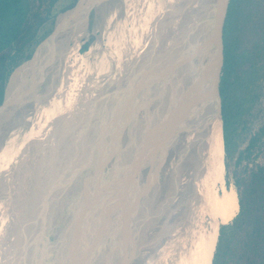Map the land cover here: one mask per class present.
Wrapping results in <instances>:
<instances>
[{"label": "bare ground", "instance_id": "obj_1", "mask_svg": "<svg viewBox=\"0 0 264 264\" xmlns=\"http://www.w3.org/2000/svg\"><path fill=\"white\" fill-rule=\"evenodd\" d=\"M214 1L215 0H105L104 4L102 3L98 6V15L99 23L102 24L104 22V25L108 24V27L106 28L109 29V31L106 32L108 33L109 38V42L106 44L108 48L104 51L103 47H101V41L94 44L91 47V50L85 54L88 59L90 58L88 61L89 64L86 68L83 70L81 69L79 72V65L82 58H80L76 52V47L77 45H80L79 41L81 35H78L73 39L71 43L72 46L69 48L65 45V38H61L45 50L43 54L44 57L40 61L43 77L41 79V89L39 88V94L33 98L32 105L26 107L28 108L25 110L26 112L24 111L22 113L20 111L15 114V119L12 118L11 122L9 121L10 123L5 129L1 130L2 126L0 128V178L4 173L5 166L8 164L9 156L12 154L8 148V144L11 142L13 133L16 131L15 129L18 128L21 122L22 133L25 135L26 130H28L27 125L29 126L30 123L25 121L23 124L22 121H29L28 117L35 116L36 112H40V116H44V122L41 121L43 123L41 127L38 126V129L41 130L45 127V134H49L53 130L55 123L50 122L49 124V121H46V117L53 112L52 109L59 104L60 106H63V108H65V106L69 107L70 114L73 117L75 114L74 112L85 103V100L90 101L91 96H94L91 101L95 105V109L99 110L100 114H102L105 113L108 106L115 103L114 101L118 97L115 96V89H120L122 94L120 92L121 96L119 97H121L120 99L122 102L118 101V99L117 101L123 103V107L120 109L124 112L130 111L128 108L129 105H131V90H134L140 96L138 103L144 99L142 104H147L146 109L148 107V111L146 113L143 112V114L138 117L137 121H135L139 124L134 126V129L131 128L129 131L125 129V134L122 130L123 128H120L122 133L125 134L123 135L119 131V135L122 134V136H119L117 132H115L120 138L118 139V142L116 140L112 148L110 147L111 149L109 151L105 152V154L101 151L104 155L99 157V159L92 161L90 164L86 162L88 163L86 165L87 169L83 167V171H81L79 175L78 172H75L78 175L75 178V174H71V177L73 178L70 177V180L75 184L73 185L75 188L73 191L72 188L71 190L69 188L67 189L70 190V193L68 191L70 195L72 193L69 200H74V213L71 216L73 221L70 220L71 223L68 226L69 228H72L69 230V235H64V238L58 243L49 247L48 255H44L47 262L46 264H71L73 257L78 253L85 249L91 250L92 247L102 240L106 231L108 232L107 227L110 222L109 217L114 212L115 206L119 201L121 202V200L125 198L123 197V194L126 193V188L132 184L129 182L131 180L130 172L132 170L130 163L139 155V153L140 155L143 154L142 151L145 153V147H147L146 145L151 141L150 138H152L153 142V139L161 133L165 137L164 147L162 148V164L166 170V188L160 201V210L162 213L161 230L157 239H155L152 228L155 223V214L157 211V196L155 194L154 186L153 189L148 187L150 191H147V196L146 193L144 196H140V200L145 199L143 200L144 204L146 202V205L142 207L144 211H139L141 208L137 210L135 222L140 220L141 214L146 213L148 209L153 210L151 211L152 213L147 215L148 218H144L143 221L139 222V224L141 223L140 226L138 224L136 228H134L135 243L132 246V256L129 261H127L129 264L138 263L137 261H141L147 256V254L150 255L151 253L152 263L149 261L150 264H205L203 259L204 225L212 224L222 218H229L232 212L238 207V194L236 188L234 185H228L226 182L223 121L219 110L216 108L215 101L212 99V94L205 91L207 85H205L203 75L204 61L200 58L202 56V51H200V49L198 50L199 42L203 38L204 23L207 21L208 15L212 11ZM107 7L109 9L111 7L112 11L109 10V12ZM127 22L131 23V27L127 28L124 26V28L121 29V26H119L120 23ZM77 26H79V24ZM118 27H120L121 30L119 33ZM116 37L122 39L120 42L121 45H125L124 51L119 50L121 46L118 47L117 43H119V41L117 42L114 39ZM188 44L189 54H193L195 60H187L182 63L179 67L180 69H178L179 73L177 74L176 79H170L172 76H169L162 71H169L171 68H174V63L169 64L173 52H177L178 49ZM116 57L118 58L117 60ZM165 62L168 63L162 68L161 66ZM61 64L63 68L61 67ZM117 64H119L117 73L114 77H109L112 72H115ZM61 69L63 70L61 71ZM168 73L175 74L173 71ZM103 77H109L110 79L105 78V81L103 79L100 80V78ZM102 82H104L105 86L102 85ZM17 83L19 84L20 82L17 81ZM150 93H152V96H149ZM116 104L114 105L116 106ZM171 107L173 109H171ZM35 108H37L36 111H34ZM121 110H119V112ZM172 110L175 112L173 114L176 115V117L173 116L175 117L176 122H174L175 124L172 123L173 126L171 133V127L168 128L169 126H164L156 120L157 118L168 117L166 113L171 116ZM33 111L34 113H32ZM136 112L137 111H135V113ZM111 121L112 120L109 122ZM131 122L133 123V121ZM155 123L159 127L157 133L153 129V124L155 125ZM178 124L182 125V132L175 142H171L173 140L175 128ZM115 127L118 126L116 125ZM127 129H129V127ZM6 130H10L11 132L6 135ZM35 131L37 130L35 129ZM100 134L97 135L99 136ZM86 136L84 135V138ZM91 136L92 138H95V135ZM62 140L63 138H60L52 144L50 148L51 150L49 149L45 155L50 152V155H56L59 151L63 150H60V148L65 145V148L69 146V149H67L68 151L73 150L75 153L74 157L78 161V158L81 157L76 156L77 152H75V150L77 146L74 145L73 147L69 142L70 145L68 146L66 142L62 145ZM112 140L114 141V139ZM76 141L77 138L74 142L76 143ZM103 142L105 143V141ZM33 145L35 144L33 143ZM106 146H108V144ZM78 147H83L85 149L86 144L84 146L83 144H79ZM96 147L98 148V146ZM90 149L92 150V148ZM90 149H88V151ZM154 156H156V154ZM53 157L54 156L51 158ZM74 157L70 156L68 159L71 161V158ZM92 158L94 159V156ZM27 159L29 158L27 157ZM37 159L36 161H38ZM61 159L59 160L61 161ZM68 159L63 162L64 168L67 167L66 169H68V166L71 163ZM90 159L87 158V160ZM39 160L42 159L39 158ZM57 160L55 161L57 162ZM77 161L75 163H77ZM79 161L81 162V160ZM48 162L50 164V161ZM78 164L76 165L78 166ZM70 165H72V163ZM24 166H26L27 169L29 163H25ZM45 167L46 168L45 170L43 169V172L48 174L44 175L46 177L48 176L49 180H51L50 175L55 171H57V174L55 173V175L61 174V176L67 171L65 169L66 171L63 170L64 172L59 173V169H56L59 165L55 167L49 165L48 167H53L51 169H48L47 166ZM73 167L75 168L76 166L73 165ZM22 170L23 166H20L15 172H21ZM74 171L75 170L72 172ZM84 171L86 173H84ZM43 172H41V174ZM10 173H12V171ZM25 173L26 171L24 174ZM16 175L17 174L14 176L16 177ZM67 176L68 174L66 177ZM13 177L12 181L14 180ZM42 177L46 178L44 176ZM92 177L94 179L91 182ZM63 178L64 177H62L61 180ZM18 179L20 180L21 178H17V180ZM56 179L57 178L54 176L53 180ZM65 179L64 181H66ZM37 180L39 181V179ZM49 180H46L47 183ZM59 182L57 183L59 184ZM68 182H70L69 179L64 183ZM43 183L44 181L42 184ZM91 184L92 186L87 190L86 187L89 186L86 185ZM39 185L41 184L39 183ZM143 185L145 184L143 183ZM29 187L30 184L28 185V188ZM43 188L40 191H43ZM49 188L50 187H47V189ZM52 188L54 187H51V189ZM61 188L63 189V187H60V189ZM136 188L139 189L138 186ZM32 189L31 186L30 190ZM131 189L132 186L130 187V190ZM0 192L2 193V190ZM53 192L54 193L50 194L46 193V197H44V199L42 198L43 200L40 201L39 204L36 202L31 205V194H25L24 196V198L30 199L29 203L27 202L29 205L24 204L26 201H23L24 203L21 202L25 206L17 204L16 201L12 200L9 202L11 206L6 207L5 203H1L3 205H0V217H2L3 213V217L5 216V209L12 210L15 205H19L20 209L16 210L17 212L13 211L11 224L8 225L7 229L3 230V232L0 231V264L41 263V260L39 259V261L38 257L41 256L42 253H33L31 252L30 247H26L28 245L36 246L40 242V239L38 240L40 233L34 238H28L29 240L25 237L28 232L27 227L32 226L33 229V227L39 225H36L39 220L43 221V218H41L40 215L42 213L40 212H44L46 215L44 216L43 214L46 218L43 222H47L52 217L53 219L55 218L56 210L44 206V208H40L41 211L39 212L36 208L41 206V202L49 203L52 200L55 201L57 198L55 189H53ZM137 194L139 195V193ZM14 195L17 196L18 192ZM59 196L61 197V195ZM121 196L122 199H120ZM11 197L13 196L11 195ZM38 197L40 198V196ZM136 197L138 196L136 195ZM140 200L137 204V208L140 207ZM131 206H133V204ZM65 210H67L65 206H63V208L59 207V214H62ZM31 213L33 214L32 220L35 218L36 223L28 225L30 223L28 217H30ZM125 214L134 216L133 210L131 211L130 208ZM17 219L20 220V222H17ZM43 222H40V224H43ZM24 225L26 228H23ZM16 227H18L17 230ZM1 228L3 227H0V229ZM19 230L21 231L18 233V236L13 238ZM49 234H51V232H49ZM54 235L55 234L51 235L52 238H54L53 242L57 239ZM68 237H70V239H68ZM13 239H16L17 242L20 243H18L20 246H12L17 243L16 240ZM24 239H26L25 242H23ZM65 240L66 242L63 243ZM109 243L110 242H108V244ZM144 243H148V245ZM136 246H138V248ZM147 246H150V248ZM135 247L137 248V251L134 250ZM75 250H77V252H74ZM25 254L27 258L24 257ZM49 259H51L50 262L48 261ZM142 263L144 262L142 261Z\"/></svg>", "mask_w": 264, "mask_h": 264}, {"label": "rangeland", "instance_id": "obj_2", "mask_svg": "<svg viewBox=\"0 0 264 264\" xmlns=\"http://www.w3.org/2000/svg\"><path fill=\"white\" fill-rule=\"evenodd\" d=\"M69 1L70 0H59L58 1L57 5H56V11H57L56 18H57V16H59L63 12L62 9L69 3ZM132 1H134V0H132ZM109 10L112 11L111 7H110V9L108 8V11ZM98 14H99L98 8L97 9H92L90 11L87 31L81 37V40L79 41L80 45L79 46L77 45V47H76V52L78 53L80 58H82L81 62H80V65H79V72L81 71V69L83 70L84 68H86L88 66V64H89L88 61L90 60V58L88 59L85 56V54L88 53L91 50V47L94 44H96L97 42L101 41L102 42L101 47H103V50L105 51V49L108 48V46L106 45L109 42L108 33H106V32L109 31V29H106L108 27V24L104 25V22L102 24L99 23V15ZM56 18H55V20H56ZM119 26H121V29L124 28V26H126L127 28H130L131 27V23H128V22L127 23H122V24L120 23ZM53 27H54V24H53ZM53 27H52V29H53ZM119 32H121L120 27H118V33ZM114 39L117 42L119 41V43H117L118 47H120V46L122 47V48L120 47L119 50L120 51L121 50L124 51L125 45H121V42H120V40H122V39L121 38L119 39L118 37H116ZM85 45H87V46L85 47ZM71 46H72V44H71ZM117 59L118 58L116 57V60ZM61 67H62V64H61ZM118 69H119V64H117L115 72H112L109 77H111V78L114 77V75L117 73ZM62 70L63 69H61V71ZM109 77H103V78H100V80H102V79L104 80L105 78L108 79ZM20 80L21 79H18V82H20ZM59 81H60V79H59ZM19 84L17 85V87L19 86ZM102 85L105 86L104 82H102ZM40 89L35 93V96L37 94H39ZM132 89H134V88H132ZM105 92H106V90H105ZM120 92H121L120 89H115V96L116 97L117 96L118 97L121 96L122 92H121V94H120ZM130 94H131V99H130V104L131 105H129L130 109L128 108V110H130V111H128V112H124L123 110L120 109V108L123 107V103H120V102H122L121 99H120L121 97H119V98L117 97L118 101H120V102H118L117 99H116L114 101L115 103H113L110 106H108V108L105 110V113L100 114V111L95 109V105L92 104L93 102L91 100L94 98V96L93 97L91 96V100L90 101L89 100L88 101L85 100V103H83L81 105V107H79L74 112L75 114L73 113L74 114L73 117L70 114V108L69 107L65 106V108H63V106H60V104L56 105L52 109L53 112L48 114L47 117H46V119H47L46 121L47 122L49 121V124H50V122L51 123H53V122L55 123V126H54L53 130L49 134L48 133L45 134V132H44V128L45 127L42 128L41 130L38 129L39 127H41L42 123L44 122V116H40L41 115L40 112H36L35 113L36 115L33 114L35 116L28 117L29 121L28 120L22 121L23 124H24L25 121L30 123L29 126L27 125L28 130H26L25 135L22 133L21 122H20L18 128L15 129L16 131H14V133H13L11 142L8 144L9 145L8 148L10 149L12 154L9 156L8 164L5 166V170H4V173H3L4 175L2 174L1 178H0V191L2 190V193L0 192V205H3L1 203H5L6 207L7 206H11L9 202H11V200H12V201H16L17 204H21V205L25 206L24 204H28L29 200H30V199L24 198L25 194H29V195L31 194L32 195L31 201H30L31 205L36 203V202H37V204H39L40 201H42L44 199V197H46L45 196L46 193L47 194L54 193L53 189H55L56 194H57V198H56L55 201L52 200L49 203L47 202L48 204L46 202H41V204H40L41 206L40 207H36L37 211L39 210V212L41 211L40 208H44V206L47 207V208H52L53 210H56V215H55V218H54L55 220L52 217L47 222H43V221H45L44 219H46L44 217V216H46L44 214V212H40V213H42L40 215H41V218H43V221L42 220L38 221V219H37V221H38L37 223L35 221V218H34V220H32V217H33L32 213L30 214V217H28V219L30 220V223L28 225H30L31 223L32 224L36 223V225L39 224L38 226L33 227V229H32V226L27 227V231L28 232H27V235L25 237L27 239L30 238V237L34 238L38 233H40V236L38 237V240L40 239V242L36 246H32V245L26 246V247H30L31 252H33V253H36V252L37 253H42V255L38 257V260L40 259L41 263L39 262L38 264H46L47 262H46V258H44V255L45 256L48 255L49 247L51 245H54V244L58 243L62 238H64V235L67 236V235L70 234L69 230L72 227L69 228L68 226L71 223L70 220L73 221L71 216L74 213V206H73L74 200L73 199L69 200V198L72 195V193H71V195L69 193H70L71 188H72V191L75 188V186H73L75 184L71 182L70 177L75 174L74 175V178H75L76 176H78L80 174L81 171H83V167L86 168V165L88 163L89 164L92 163V161L99 159V157L103 156L105 154V152L109 151L112 148V146L115 144L116 140H117V142L119 141L118 140L120 138L119 136H122V134L125 135L126 134V130L129 131L131 128L134 129V126L139 124L138 122H135V121H137L138 117H140L143 114V112L146 113L148 111V107L146 109V105L147 104H145V105L142 104L143 103L142 101H144V99L141 100L138 103V100H140L139 99L140 96L134 90H131ZM149 96H152V93H150ZM116 101H117V104H116ZM140 103H141V105H140ZM114 104H116V106ZM138 105H140V106H138ZM112 106H114V107H112ZM135 108L138 109V110H136ZM36 109L37 108H35V111H36ZM98 109H100V108H98ZM134 109H135V111H137L136 113H135ZM171 109H173V108L171 107ZM119 110H121V111L119 112ZM132 110H133V112H132ZM32 113H34V111ZM122 113H124V114H122ZM173 113H175L174 110H172L171 116L172 117H174V116L176 117V115H174ZM166 114H167L168 117H165V118L161 117L159 119L157 118L156 121L159 122L160 124H163L164 126H167V127L169 126L168 128L171 127V133H172V126H173V124H175L174 122H176V119H175V117L172 118L170 116V114L169 115H168V113H166ZM39 116H40V118H39ZM131 116H132V118H131ZM36 117H37V119H36ZM105 117H107V118H105ZM169 117H171V118H169ZM34 119H36V120H34ZM160 119H162V120H160ZM106 120H107V122H106ZM110 120H112V121L109 122ZM125 120H127L128 122L125 121ZM263 120H264V85H263V89H262V96H261L260 102L256 105V107L253 110V112L248 116V122H246V124H244L243 126H240V128H239V132H240L239 136H240V139L242 141V147H245L247 139L249 138V136L251 134V131H253ZM41 121H43V122H41ZM131 121H133V123ZM134 122H135V124H134ZM99 123H102V124H99ZM126 123H127V125H126ZM156 123H155V125L153 124V129L157 133V130H158L159 127H158V125H156ZM101 125H103V126H101ZM116 125L118 127H115ZM130 125H131V127H130ZM124 126H125V128H124ZM127 126L129 127V129H127L128 128ZM120 128L121 129L123 128L122 130L124 131L125 134L122 133V130ZM35 129L37 131H35ZM119 131L122 134L119 135V133H120ZM115 132H117V134L119 136L117 134H115ZM97 134H100V135L98 136ZM104 134H105V136H104ZM111 134H113V135H111ZM84 135L85 136L86 135L87 136L90 135L89 137L91 139L86 136L85 137L86 141H85ZM91 135H93V136L95 135V138H92ZM108 135H109V137H108ZM60 138H63L62 145L66 142L67 146L70 145V144H72L73 147H74V145L77 146V148L75 150V152H77L76 156L81 157V158H78V161L74 157L75 153L73 152V150L72 151H68L67 149H69V146L65 148L64 147L65 145L60 148V150L63 149L61 151H64V152L59 151L56 155H54V154L50 155V153H51L50 152L49 154L45 155L46 152L51 148V145L54 144ZM76 138H77V141L75 143L74 140H76ZM87 138H89V139H87ZM111 138L114 139V141ZM104 139H106V140H104ZM107 139H109V140H107ZM150 139H151V141H149L148 144H150V142H151L150 145H152V148H150V150H149V152H150L149 153V162H150V165H151L150 167L151 168L148 167V166L143 168L141 170L142 177H141V179H139L138 184H135V185L131 184V185H129L128 188H126V191H125L126 193L123 194L124 195L123 197H125V198L122 199V196H121V198H120V199H122L121 202L119 201V203L115 206L114 212L109 217V219H110L109 221L110 222H109V225L107 227L108 232L106 231L105 236L102 238L103 241L102 240L99 241L98 244H96L94 247H92L91 250L85 249V250L81 251L80 253H78L75 257H73V259L71 261V264H125V262L127 260L129 261V259L132 256V246L135 243V239H134L135 230H134V228H136V226L139 224V222L143 221L144 218H148L147 215L152 213L151 211L153 210V209H148L146 213H143V214L140 213L141 214V219L138 220L137 222H135V218H136V215H137L136 214L137 210H139V208H141L139 211L142 212V210H143L142 207H144V205H146V202L144 204V201H143L145 199H141L140 200V198H141L140 196H144L145 193H146V196H147V193H148L147 191H150L149 190L150 187H151L150 189H153V186L155 188V194L157 196V211H156V214H155V223L153 225L152 231L154 232L155 239H157V236H158V234H159V232L161 230V225H162V222H161L162 213H161V210H160V201H161V199H162V197L164 195L165 188H166V186H165V184H166L165 183L166 170H165V168L163 167V164H162V152H163L162 148L164 147L165 137L161 133L159 136H156L153 139V142H152V138H150ZM102 140L105 141V143ZM100 141H101V143H100ZM109 141L110 142L113 141V142L110 143ZM33 143L35 145H33ZM79 144L80 145L83 144V146L86 144V148L85 149L83 147L79 148L78 147ZM107 144H108V146H106ZM10 146H11V148H10ZM96 146H98V148ZM146 146H148V145H146ZM90 148H92V150ZM88 149H90V150L88 151ZM101 151L104 152V154ZM35 154H36L37 157L35 156ZM39 154H41V155H39ZM155 154H156V156H154ZM86 155H87V157H86ZM52 156H54V157L51 158ZM70 156L74 157V158H71V161H70V159H68V158H70ZM91 156L92 157L94 156V159ZM25 157H26V160H25ZM27 157L29 159H27ZM31 157H32V159H31ZM42 157H44V158H42ZM55 157L56 158L58 157L57 158L58 160L61 159L62 157L63 158L61 159V161L60 160L58 161ZM39 158H41L42 160H39ZM87 158H89V159L91 158L93 160L90 159L91 160L90 161V160H87ZM36 159L38 161H36ZM67 159L72 163V165H70L71 163L69 164L70 167L68 166V169H66L67 167L64 168V166H63L64 165L63 162L67 161ZM55 160H57L58 163ZM73 160H76L77 163H75L76 161H73ZM79 160H81V162ZM48 161H50V164H49ZM249 161H251V163L264 164V147L262 149H260V150H257L256 152H254L253 155H252L251 160H249ZM86 162H88V163H86ZM25 163H29V167L27 169H26V166H24ZM66 163H69V162H66ZM61 164H62L63 167L61 166ZM76 164H78V166ZM245 164H246V162H245ZM245 164L243 163L242 165H240V168H238V169L242 170L243 169V165H245ZM49 165L50 166H54V167L59 165V167L56 168L57 170L59 169V173L64 172L66 170L67 171L64 172L63 175L61 176V174L55 175V173L57 174V171L54 172V170H53L54 173H52L50 176L53 177V178L55 176V178H57L56 180H58V181L53 180V178H51V177H50L51 180H49L48 176L47 177L45 176V175H48V174L43 172L45 170V168H46L45 166L48 167ZM73 165L76 166V167L74 168ZM20 166H23V170L21 172L19 171V172L16 173L15 172L16 169L19 168ZM49 168L51 169L53 167H48V169ZM72 169L75 170V171L72 172L73 171ZM235 170H237V169H236V165H235V160L233 159V160H230L229 169L225 168V175H227L229 177L230 185H234V178L233 177H234V171ZM11 171H12V173H10ZM25 171H26V173L24 174ZM41 172H43V173L41 174ZM75 172L76 173L78 172V175ZM84 173H86V172L84 171ZM13 174L14 175L17 174L16 177L17 178H21V179L17 180V178ZM65 174L66 175L68 174V176H67L68 178L66 177ZM41 175L46 177V178H43ZM52 175H54V176H52ZM56 176H58V177H56ZM59 176L61 178L64 177L62 179L63 181L61 180V178ZM12 177L14 178L13 181H12ZM65 177H66V179H65ZM148 177H149V179H148ZM22 178H23V180H22ZM71 178H73V177H71ZM1 179H4V180H1ZM37 179H39V181ZM42 179L44 181L43 184H42V182H43ZM64 179L66 181H68V179H69L70 182L64 183V182H66V181H64ZM93 179L94 178L92 177L91 182L93 181ZM46 180H49L50 183H49V181L47 183ZM52 180H53V183H52ZM149 180H150V182H149ZM32 182L33 183L35 182L34 184L37 185V186H35ZM57 182H59V184ZM142 182L145 185H143ZM39 183L41 185H39ZM5 184H7V185H5ZM29 184H30V187L28 188ZM141 184H142V186H141ZM42 185H44V186H42ZM47 185H49V186H47ZM65 185H67V186H65ZM31 186L33 188L32 189L33 191L30 190ZM68 186H71V187H68ZM86 186H89V187H86V189L89 190L90 187L92 186V184L91 185H86ZM131 186H132V189L130 190ZM137 186H138L139 189L136 188ZM25 187H26V189H25ZM36 187H38L39 190ZM40 187H41V189H40ZM43 187L44 188L46 187V188L44 189ZM47 187H50V188L47 189ZM51 187H54V188L51 189ZM60 187H63V189L61 188L62 192H61ZM133 187H135V188H133ZM42 188H43V191H45V192L40 191V190H42ZM67 188H69L70 190L67 189ZM19 189H21V190H19ZM127 189L130 192H128ZM17 190H19V191H17ZM144 190H145V192H144ZM68 191H69V193H68ZM17 192H18L17 196L19 198L16 195H14ZM40 192H41V194H40ZM42 192H43V194H42ZM151 192H152V190H151ZM10 193H11V195L13 197H11ZM19 193H21V194H19ZM33 193H34V195H33ZM60 193H62V194H60ZM137 193H139V195ZM59 195H61V197ZM136 195L138 197H136ZM38 196H40V198ZM24 199H26V200H24ZM139 200H140V207L137 208V204H138ZM23 201H26V203H24ZM21 202H23L24 204L21 203ZM63 203H65V204H63ZM61 204H63V205H61ZM132 204H133V206H131ZM63 206H65L67 208V210H65V212H63L62 214H59V207L63 208ZM129 208L131 209V211L133 210V215L134 216L125 214V213L128 212ZM19 209H20L19 205H15V207L12 210L5 209L6 210L5 211V216L3 217V215H4V213H3L2 217H0V227H3V228L0 229L1 232H3V230H6L8 225L11 224L13 211H16V210H19ZM64 213H66V214H64ZM43 214H44V216H43ZM34 217H35V215H34ZM17 222H20V220H18ZM40 222H43V224H40ZM144 222H145V220H144ZM110 223L112 224V226H111ZM140 224H139V226H140ZM17 228L18 227H16V230H17ZM23 228H26V226L24 225ZM111 228H112V230H111ZM20 231L21 230H19L17 232V234L15 236H13V238H16ZM49 232H51V234H49ZM52 234H55L54 237H57V239L55 240L57 242H55V241L53 242L54 238H52V236H51ZM68 239H70V237H68ZM13 240H16V239H13ZM25 241H26V239L23 240V242H25ZM16 242H17V240H16ZM16 242H14V243H16ZM64 242H66V240L63 241V243ZM108 242H110L109 243L110 245L108 244ZM18 243L19 242H17L15 244L16 246L12 243L13 244L12 246H14V247L20 246L19 245L20 243L19 244ZM144 244L148 245V243H144ZM101 247H102V249H101ZM106 247H107V249H106ZM136 247L138 248V246H136ZM136 247L134 249L135 251H137ZM147 247L150 248V246H147ZM147 247H144V248H147ZM32 248H34V249H32ZM135 251H133V252H135ZM74 252H77V250H75ZM151 255H152L151 253H150V255L147 254V256L145 257L146 259L143 258L141 261L139 260L140 262L137 261L138 263H134V264H140V263L141 264H150L149 261H151V263H152ZM24 257L27 258L26 254L24 255ZM48 261L50 262L51 259H49ZM128 261L126 262L127 264H129ZM142 261L144 263H142Z\"/></svg>", "mask_w": 264, "mask_h": 264}, {"label": "trees", "instance_id": "obj_3", "mask_svg": "<svg viewBox=\"0 0 264 264\" xmlns=\"http://www.w3.org/2000/svg\"><path fill=\"white\" fill-rule=\"evenodd\" d=\"M58 1L0 0V104L12 71L52 31ZM76 1L70 0L62 10ZM223 43L220 94L225 166L229 169L230 160H235L238 207L229 218L204 225L203 259L205 264H264V164L249 161L264 147V120L251 131L245 147L239 136L240 126L248 122L262 96L264 0L229 1ZM243 163V169H238ZM226 182L230 185L227 175Z\"/></svg>", "mask_w": 264, "mask_h": 264}, {"label": "water", "instance_id": "obj_4", "mask_svg": "<svg viewBox=\"0 0 264 264\" xmlns=\"http://www.w3.org/2000/svg\"><path fill=\"white\" fill-rule=\"evenodd\" d=\"M229 1L230 0L214 1L212 11L209 13L207 21L204 23L203 38L198 46V50L200 49V51H202V56L200 58L204 61L203 75L205 85H207L205 91L212 94V99L215 101L216 108L219 110L221 118L222 98L220 94V81L224 65L223 28ZM102 3L104 4L105 0H77L71 8L64 10L59 16H57L52 31L37 44L31 57L23 61L12 71L7 81L4 99L0 104L1 130L9 125L12 118L15 117V114L20 111L23 113L28 109L26 107L32 105L35 93L41 87L43 74L40 61L44 57L43 54L47 47L49 45L51 46L61 38H65L64 42L67 48L71 47L70 43L73 39L78 35H81L82 37L87 31L90 11L92 9H97ZM78 24L79 26H77ZM188 48L189 44L178 50L176 49L177 52H173L169 64L174 63V68H171L169 71H162L172 77L175 75L170 79H176V76L179 73L178 69H180L179 67L182 63L187 60H195L193 54H189ZM167 63L168 62H165L161 67L164 68ZM170 71H173V73L175 72V74L168 73ZM16 78L21 79L18 87H16V84L18 85V79ZM181 128L182 125L178 124L175 128L173 140L171 142H175L179 137L182 132ZM9 132L11 131L6 130L5 134L7 135ZM150 144L145 147V153L142 151L143 154L140 155L139 153V155L130 163V166L132 167L130 172L131 180L128 181L131 182L132 185L138 184L139 179L142 177L141 170L147 166H151L149 162V150L152 148V145ZM125 264L127 263L125 262Z\"/></svg>", "mask_w": 264, "mask_h": 264}, {"label": "flooded vegetation", "instance_id": "obj_5", "mask_svg": "<svg viewBox=\"0 0 264 264\" xmlns=\"http://www.w3.org/2000/svg\"><path fill=\"white\" fill-rule=\"evenodd\" d=\"M50 46V45H49ZM93 104V103H92Z\"/></svg>", "mask_w": 264, "mask_h": 264}]
</instances>
